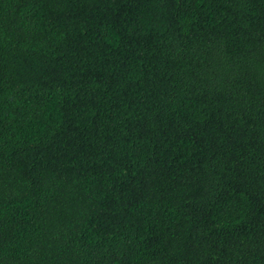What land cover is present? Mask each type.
Listing matches in <instances>:
<instances>
[{"label":"trees","instance_id":"1","mask_svg":"<svg viewBox=\"0 0 264 264\" xmlns=\"http://www.w3.org/2000/svg\"><path fill=\"white\" fill-rule=\"evenodd\" d=\"M0 264H264V0H0Z\"/></svg>","mask_w":264,"mask_h":264}]
</instances>
